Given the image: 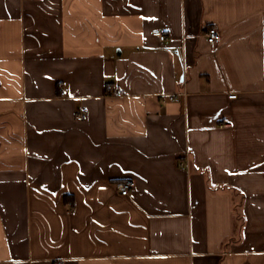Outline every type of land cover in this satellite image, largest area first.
Here are the masks:
<instances>
[{"label":"crops","instance_id":"crops-1","mask_svg":"<svg viewBox=\"0 0 264 264\" xmlns=\"http://www.w3.org/2000/svg\"><path fill=\"white\" fill-rule=\"evenodd\" d=\"M57 261L264 264V0H0V264Z\"/></svg>","mask_w":264,"mask_h":264},{"label":"built area","instance_id":"built-area-1","mask_svg":"<svg viewBox=\"0 0 264 264\" xmlns=\"http://www.w3.org/2000/svg\"><path fill=\"white\" fill-rule=\"evenodd\" d=\"M33 1H40V0H33ZM151 35L158 38L160 43H163L167 40V37L164 35V33L160 29H153L151 31ZM205 39L207 44L211 49H215L218 46L219 43V32L216 26L211 25L209 26L205 33H204ZM106 91L108 94L120 97L122 95V92L116 89L114 86L108 85L106 87ZM179 94H169L166 96L168 100H174ZM228 98L234 99L236 98V94H229ZM78 119H84L86 118V115L83 113H78L76 116ZM135 185V182L132 179H124L121 181H118L116 183V188L120 195L122 196H128L133 189ZM55 264H61V261H57Z\"/></svg>","mask_w":264,"mask_h":264}]
</instances>
